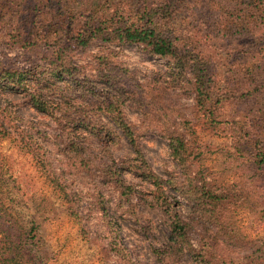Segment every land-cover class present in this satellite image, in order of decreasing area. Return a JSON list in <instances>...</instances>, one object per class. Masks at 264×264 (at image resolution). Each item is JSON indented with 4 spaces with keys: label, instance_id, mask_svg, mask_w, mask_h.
I'll return each mask as SVG.
<instances>
[{
    "label": "clouds",
    "instance_id": "clouds-1",
    "mask_svg": "<svg viewBox=\"0 0 264 264\" xmlns=\"http://www.w3.org/2000/svg\"><path fill=\"white\" fill-rule=\"evenodd\" d=\"M0 264H264V0H0Z\"/></svg>",
    "mask_w": 264,
    "mask_h": 264
}]
</instances>
